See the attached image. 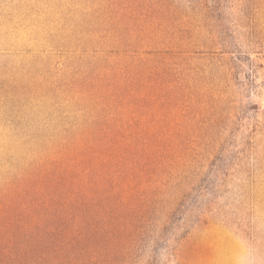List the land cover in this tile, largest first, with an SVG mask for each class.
<instances>
[{
    "label": "rangeland",
    "instance_id": "rangeland-1",
    "mask_svg": "<svg viewBox=\"0 0 264 264\" xmlns=\"http://www.w3.org/2000/svg\"><path fill=\"white\" fill-rule=\"evenodd\" d=\"M0 264H264V0H0Z\"/></svg>",
    "mask_w": 264,
    "mask_h": 264
}]
</instances>
